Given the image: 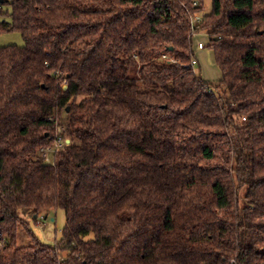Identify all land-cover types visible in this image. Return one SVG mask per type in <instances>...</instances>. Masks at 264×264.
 <instances>
[{"label": "trees", "instance_id": "1", "mask_svg": "<svg viewBox=\"0 0 264 264\" xmlns=\"http://www.w3.org/2000/svg\"><path fill=\"white\" fill-rule=\"evenodd\" d=\"M204 1L2 0L0 264H264V0Z\"/></svg>", "mask_w": 264, "mask_h": 264}, {"label": "rangeland", "instance_id": "2", "mask_svg": "<svg viewBox=\"0 0 264 264\" xmlns=\"http://www.w3.org/2000/svg\"><path fill=\"white\" fill-rule=\"evenodd\" d=\"M204 12L208 13L211 10V0L204 1ZM2 17L0 16V20ZM197 41L207 42V36L201 35L195 38ZM22 46L23 40L18 32H9L0 34V47L4 46ZM195 55L198 59V67L195 72L200 73L202 79L216 83L220 80L221 74L219 69L214 64L212 52L205 47L203 50L195 49ZM56 119L59 124L65 120L64 111L56 113ZM67 139V138H66ZM51 158V157H50ZM21 218L25 220L30 230L33 231L35 236L43 243L54 244L61 238V231L65 225V216L62 210H52L46 214V218L38 219L37 222H33L31 213L28 211L19 212ZM22 229L19 230V242L24 244L27 242L25 236H23Z\"/></svg>", "mask_w": 264, "mask_h": 264}, {"label": "built area", "instance_id": "3", "mask_svg": "<svg viewBox=\"0 0 264 264\" xmlns=\"http://www.w3.org/2000/svg\"><path fill=\"white\" fill-rule=\"evenodd\" d=\"M196 3H194L195 5ZM200 21V17L196 16V18H194V20H192L191 25H192V36H193V40H194V47L197 50H202L205 47V43H203L202 41H197L195 40L196 37H199L201 35H205L204 33H198L196 31H194V25L196 24V22ZM162 58L165 59L166 55H162ZM173 61V60H171ZM192 66L196 67L197 62L195 59H193L191 61ZM187 66V65H184ZM54 118H56V115H54ZM63 131V125L59 124V122L56 119V136H55V143L54 146L48 149H41L39 151V156L47 163H52L53 162V154L55 153L57 147L61 146L62 144L68 145L69 144V139L63 138L61 136V133ZM51 157V158H50ZM41 218H46V216L44 215H40L36 218V222L38 219ZM38 223V222H37ZM5 245H7V240L5 239V237H1L0 235V250L3 249L5 247Z\"/></svg>", "mask_w": 264, "mask_h": 264}, {"label": "water", "instance_id": "4", "mask_svg": "<svg viewBox=\"0 0 264 264\" xmlns=\"http://www.w3.org/2000/svg\"><path fill=\"white\" fill-rule=\"evenodd\" d=\"M0 3H2V0H0ZM34 218H36V216H34Z\"/></svg>", "mask_w": 264, "mask_h": 264}, {"label": "crops", "instance_id": "5", "mask_svg": "<svg viewBox=\"0 0 264 264\" xmlns=\"http://www.w3.org/2000/svg\"><path fill=\"white\" fill-rule=\"evenodd\" d=\"M203 50V49H202Z\"/></svg>", "mask_w": 264, "mask_h": 264}]
</instances>
